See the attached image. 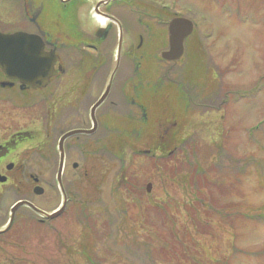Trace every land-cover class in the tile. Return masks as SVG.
Segmentation results:
<instances>
[{
  "label": "rangeland",
  "instance_id": "374dc122",
  "mask_svg": "<svg viewBox=\"0 0 264 264\" xmlns=\"http://www.w3.org/2000/svg\"><path fill=\"white\" fill-rule=\"evenodd\" d=\"M177 1L206 17L187 20L195 25L191 49L185 39L183 58L171 65L161 59L162 45L135 53L136 77L151 90L156 83L163 101L153 96L146 120L139 110L124 111L132 119H113L124 129L106 140L101 124L77 153L70 140L65 212L40 224L19 210L0 264H264V87L253 99L230 96L264 82V20H241L234 4L221 13L208 0ZM36 102L18 110L20 124L35 122V144L20 149L16 197L52 212L61 203L53 140L67 124L52 104L48 128L46 106ZM2 111L11 107L0 104ZM30 174L40 178L42 195H33Z\"/></svg>",
  "mask_w": 264,
  "mask_h": 264
},
{
  "label": "flooded vegetation",
  "instance_id": "af4514ba",
  "mask_svg": "<svg viewBox=\"0 0 264 264\" xmlns=\"http://www.w3.org/2000/svg\"><path fill=\"white\" fill-rule=\"evenodd\" d=\"M208 1L218 6L221 13L230 11V4L236 5L234 13H239L241 20H264V0ZM173 20H206V17L194 12L190 6H180L177 0H0V41L3 37L13 36L14 39L6 43L8 48H12V53L7 50L9 54L2 55L6 56V68L0 63V104L6 109L11 107L10 113L0 112V246H3L4 236L18 225L19 210L13 214L12 219L10 216L11 207L19 201L16 195L20 183V149L35 144L30 134L35 122L30 125L25 122L20 124V109L37 103V100L43 101L50 128L51 105H59V117L67 126L60 131L57 140H53V144H56L55 151L59 138L64 134L94 130L90 134H76L64 141L65 170L70 140L75 141L72 150L77 153L82 148V137L98 136L101 124L107 132L104 138L106 140L111 135L114 136L112 131L115 128L124 129L116 125L114 127L113 119H118L119 122L124 118L132 119L124 111L131 112L133 108L139 110L144 120L148 116L152 100L157 99L153 96H159L158 100L163 101L156 83L151 90L146 87L149 84L136 77L140 67L135 53H151V48L159 45H162L160 55L167 51L168 29ZM192 26L191 34L186 38H191L189 47L196 42L192 38L195 25L192 23ZM145 34L148 37H145L144 44ZM154 34H158L155 46L151 41ZM135 38L139 39L136 44L133 42ZM21 46L25 49L26 61L34 63V53L38 49L44 60L54 59L55 73L47 78L43 88H35L32 80L21 78L27 73L25 65L19 63ZM183 50L185 53V44ZM9 62L12 63V69H9ZM166 64L171 65L168 62ZM163 89L164 86H161L160 90ZM94 94L96 97L91 101L90 97L93 98ZM103 96L101 103L95 108ZM84 105L87 106L86 110ZM116 105L119 110H112ZM84 119L88 124H84ZM49 133L46 141L48 150H52L51 132ZM72 167H76V164H72ZM28 178L34 186L41 184L40 178L35 175L30 174ZM9 185L10 189L7 187ZM5 187L9 191L7 194L3 192ZM14 196L17 198L15 201L12 199ZM9 197L14 202L10 203ZM25 201L33 203L31 200Z\"/></svg>",
  "mask_w": 264,
  "mask_h": 264
},
{
  "label": "water",
  "instance_id": "95a60500",
  "mask_svg": "<svg viewBox=\"0 0 264 264\" xmlns=\"http://www.w3.org/2000/svg\"><path fill=\"white\" fill-rule=\"evenodd\" d=\"M169 51L166 53H162L161 58L166 61V62H176L178 61L183 54V41L185 38H187L192 30V25L190 24V22H188L187 20H173L170 25H169ZM13 36L11 37H3L0 41V48L3 47L4 49H0V63L2 64V67L6 68V63L4 62V59L6 56L2 57V55H6V54H11L12 53V48H8L6 46V43L8 42H12ZM20 42L21 45H23V41L22 38L20 37ZM7 50L9 51V53L7 52ZM25 49L24 47L21 46L20 51H19V63L20 65H25V70L27 71V73L25 75H22V79L26 80V81H33L34 86L33 87H43L46 84V80L47 78H49L51 75H53L55 73V71L53 70V66H54V59L53 60H44L40 54V49L37 50V52L35 51L34 55H35V60L34 63L33 61H26L25 59ZM24 61V63H23ZM26 65H29V67L27 68ZM31 65H34L33 67ZM20 68H22V66H20ZM9 69H12V63L9 62ZM20 74H23L22 72H20ZM35 81V82H34ZM106 94V93H105ZM104 98V96L101 98V100L95 105V108L101 103L102 99ZM93 124L95 125V122H93ZM94 130H91L89 132H82V131H75V132H71L66 134L65 136H63L60 139L59 142V166H58V172H57V183L60 189V193L62 196V201H61V205L60 207L52 212L51 214H47L43 211L38 210L37 208H35L32 204H30L29 202L26 201H20L17 202L11 209V218L13 214L15 213V211L20 208V207H27L29 209H31L36 215L42 217L43 219L46 220H52L55 219L56 217L60 216L67 204V197L65 195V192L63 190V187L61 185V173H62V169H63V159H64V154H63V142L66 138L75 135V134H90L92 133ZM2 181H4V178H2ZM148 191V190H147ZM43 192V190L39 187L34 188L33 193L35 195H41ZM11 221V220H10ZM5 231V230H4ZM3 231V232H4Z\"/></svg>",
  "mask_w": 264,
  "mask_h": 264
},
{
  "label": "bare ground",
  "instance_id": "6f19581e",
  "mask_svg": "<svg viewBox=\"0 0 264 264\" xmlns=\"http://www.w3.org/2000/svg\"><path fill=\"white\" fill-rule=\"evenodd\" d=\"M261 93H262V91H261L260 93H258V94L256 95V97H258Z\"/></svg>",
  "mask_w": 264,
  "mask_h": 264
},
{
  "label": "trees",
  "instance_id": "16d2710c",
  "mask_svg": "<svg viewBox=\"0 0 264 264\" xmlns=\"http://www.w3.org/2000/svg\"><path fill=\"white\" fill-rule=\"evenodd\" d=\"M92 264H93V262H92Z\"/></svg>",
  "mask_w": 264,
  "mask_h": 264
}]
</instances>
